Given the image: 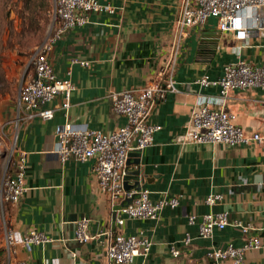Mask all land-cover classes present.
Segmentation results:
<instances>
[{"label":"crops","instance_id":"crops-1","mask_svg":"<svg viewBox=\"0 0 264 264\" xmlns=\"http://www.w3.org/2000/svg\"><path fill=\"white\" fill-rule=\"evenodd\" d=\"M98 1L117 10L88 13L84 25L67 29L46 50L54 75L68 77L73 84L68 108L62 110V97L56 95L48 103L51 119L21 120L13 135V156L22 153L25 159V190L15 204L5 205L3 227L20 234L34 229L51 241L29 250L16 245L7 257L2 230L3 258L7 264H38L51 257L61 263L112 264L104 251L109 232L119 231L151 241L145 258L124 264H230L214 262L205 252L227 243L240 245L245 236L236 227L229 224L203 239L196 236L195 224L187 223L189 215L196 220L209 210H226L230 222L248 223L259 239L257 248L244 251L243 264H264V149L255 143L229 147L187 139L196 94L217 92L215 87L199 88L194 79L202 74L215 78L224 64L238 59L259 64L264 60V29L248 32L240 46H234L242 41L233 40L232 33L217 31L212 19L188 29L172 73L175 91L156 100L148 116L159 129L149 146L128 153L123 180L126 186L147 189L151 201L176 197L177 205L163 207L154 220L132 218L116 226L96 185L92 160L60 162L54 154L56 129L67 121L107 133L123 122L111 110L107 95L164 79L161 71L180 0ZM214 106L234 114L246 133L264 131V94L259 89L231 90L221 105ZM208 193H219L221 199L209 207L203 201ZM80 217L89 219L91 236L82 244L71 239ZM185 233L191 240L184 246L180 239ZM171 248L178 251L176 256Z\"/></svg>","mask_w":264,"mask_h":264},{"label":"built area","instance_id":"built-area-1","mask_svg":"<svg viewBox=\"0 0 264 264\" xmlns=\"http://www.w3.org/2000/svg\"><path fill=\"white\" fill-rule=\"evenodd\" d=\"M117 10L108 3L98 0H52L50 11V35L28 58L31 71L22 78L17 86L14 102L15 126L21 120L37 117L49 120L53 109L48 103L56 95H61L60 107L65 112L73 84L68 77L54 75L46 57L50 43L69 28L82 26L87 22L88 13L112 14ZM207 19L214 21L219 32H230L235 41H242L234 46L245 44V38L251 30L264 29V0H180L176 18L172 25L171 42L166 59L162 81L141 88H131L108 93L110 108L113 113L122 116L123 122L110 132L90 129L83 124L63 122L56 129L53 152L60 162L68 158L76 161L92 160V172L96 185L105 196L107 206L112 212L110 219L116 226H121L126 219H156L163 207L177 205L176 197L159 198L151 201L145 188H125V160L130 151L141 150L149 146L158 124L148 122L153 103L163 98L166 92L175 91L172 73L181 44L187 31L195 25H203ZM71 62L86 66L87 61L73 59ZM199 88L215 87L216 94L197 93L189 116L187 139L194 143H220L225 146L247 145L255 143L264 149V131L246 133L235 123L234 114L215 107L222 104L231 90L256 88L264 94V60L259 64L238 59L221 67L220 74L209 78L202 74L193 81ZM14 137L9 148L12 159L7 171L0 180V206L15 204L25 190V159L22 153L13 156ZM221 199L219 193H208L203 201L209 207ZM187 223L196 226V236L209 239L214 230H221L231 224L245 236L240 245L227 243L221 248H211L205 256L214 262L228 260L230 264H243L245 250L257 248L259 239L250 233L251 226L239 220L229 221L226 210H209L195 220L187 216ZM89 219L80 217L74 222L71 239L77 243H86L91 236L87 232ZM4 225V224H3ZM4 230L5 253L8 257L14 246L19 245L29 250L31 245H44L51 241L34 229L24 234ZM191 236L185 233L180 239L187 245ZM151 241L140 235H123L119 231L109 232L105 247V257L109 263H130L135 257L145 258ZM176 256L178 251L171 248ZM8 260V259H7ZM38 264H76L61 263L57 258H42Z\"/></svg>","mask_w":264,"mask_h":264},{"label":"rangeland","instance_id":"rangeland-1","mask_svg":"<svg viewBox=\"0 0 264 264\" xmlns=\"http://www.w3.org/2000/svg\"><path fill=\"white\" fill-rule=\"evenodd\" d=\"M52 0H0V180L12 156L14 102L19 81L31 71L28 58L50 35ZM5 207L0 206V264Z\"/></svg>","mask_w":264,"mask_h":264},{"label":"water","instance_id":"water-1","mask_svg":"<svg viewBox=\"0 0 264 264\" xmlns=\"http://www.w3.org/2000/svg\"><path fill=\"white\" fill-rule=\"evenodd\" d=\"M125 173H126V170H125ZM123 184H124V182H123ZM124 187L125 188H135V189H138L139 187H136V186H126L125 184H124Z\"/></svg>","mask_w":264,"mask_h":264},{"label":"trees","instance_id":"trees-1","mask_svg":"<svg viewBox=\"0 0 264 264\" xmlns=\"http://www.w3.org/2000/svg\"><path fill=\"white\" fill-rule=\"evenodd\" d=\"M2 252H3V248H2Z\"/></svg>","mask_w":264,"mask_h":264}]
</instances>
